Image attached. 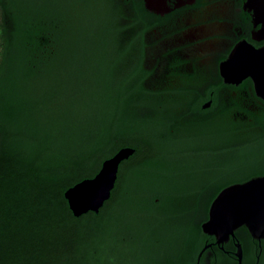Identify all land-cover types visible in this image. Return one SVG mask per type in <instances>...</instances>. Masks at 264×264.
Returning a JSON list of instances; mask_svg holds the SVG:
<instances>
[{
    "label": "trees",
    "instance_id": "1",
    "mask_svg": "<svg viewBox=\"0 0 264 264\" xmlns=\"http://www.w3.org/2000/svg\"><path fill=\"white\" fill-rule=\"evenodd\" d=\"M33 1L0 0V264H184L215 197L249 177L240 97L221 134L204 118L221 83H147L143 0ZM73 36L82 49L66 56ZM125 147L104 205L74 214L66 191Z\"/></svg>",
    "mask_w": 264,
    "mask_h": 264
},
{
    "label": "flooded vegetation",
    "instance_id": "2",
    "mask_svg": "<svg viewBox=\"0 0 264 264\" xmlns=\"http://www.w3.org/2000/svg\"><path fill=\"white\" fill-rule=\"evenodd\" d=\"M143 4L146 22L152 24L143 32L144 65L149 71L147 83L174 81L180 74L191 79L195 77L202 88H218L221 83L217 91L221 111L230 99L239 96L242 110L231 113L230 118L238 126L236 133L241 134L238 147L251 144L253 153L249 162L252 166L247 172L248 178L227 185L264 175V123H261L264 121V98L258 95L251 77L232 84L221 74L222 62L238 45H250L255 49L264 47V0H159L157 3L143 0ZM129 32L131 30L124 34ZM249 79L250 89L240 92L238 89L230 91L222 85L243 87ZM213 102L214 98L209 99L206 108ZM221 111L205 114L204 118L209 121L211 131L219 130L222 134L228 114ZM225 180L217 181L222 184ZM203 195L211 198L210 188H205ZM203 232L202 240L179 252L186 255L184 264H264V237L253 236L245 225L221 242L216 235ZM239 245L242 257L238 255Z\"/></svg>",
    "mask_w": 264,
    "mask_h": 264
},
{
    "label": "water",
    "instance_id": "3",
    "mask_svg": "<svg viewBox=\"0 0 264 264\" xmlns=\"http://www.w3.org/2000/svg\"><path fill=\"white\" fill-rule=\"evenodd\" d=\"M221 74L227 83L232 84H239L251 77L258 95L264 98V47L255 49L250 45H238L222 62ZM208 105L204 104V107ZM133 152L134 148H122L104 162L95 177L84 179L66 191L76 215L90 209L99 211L111 195L120 162ZM72 196L77 200L76 205H73ZM243 225L253 236L264 237V175L223 188L211 203L209 218L202 227L206 233L216 235L221 242ZM238 255L242 257L240 245Z\"/></svg>",
    "mask_w": 264,
    "mask_h": 264
},
{
    "label": "rangeland",
    "instance_id": "4",
    "mask_svg": "<svg viewBox=\"0 0 264 264\" xmlns=\"http://www.w3.org/2000/svg\"><path fill=\"white\" fill-rule=\"evenodd\" d=\"M52 1L53 0H36V1H33L32 3L36 4V3L40 2L41 4L47 5V4L51 3ZM89 23H91L90 19H89ZM89 23H88V19L85 20L84 30L81 31L82 34L86 33L87 29H90ZM71 35H73V33H71ZM79 35H81V34H79ZM83 43H84L83 38L81 40L77 37H74V36H73V38H70L67 42V51H66L67 54H66V56L69 54L75 55L80 49H82Z\"/></svg>",
    "mask_w": 264,
    "mask_h": 264
},
{
    "label": "bare ground",
    "instance_id": "5",
    "mask_svg": "<svg viewBox=\"0 0 264 264\" xmlns=\"http://www.w3.org/2000/svg\"><path fill=\"white\" fill-rule=\"evenodd\" d=\"M72 200H73V205H76V198H75V196H72Z\"/></svg>",
    "mask_w": 264,
    "mask_h": 264
}]
</instances>
